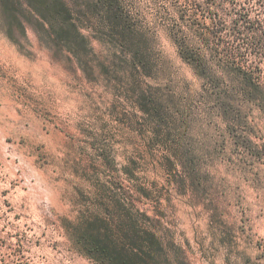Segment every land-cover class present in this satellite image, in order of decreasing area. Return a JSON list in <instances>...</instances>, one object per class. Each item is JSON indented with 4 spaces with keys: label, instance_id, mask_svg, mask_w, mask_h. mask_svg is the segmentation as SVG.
<instances>
[{
    "label": "rangeland",
    "instance_id": "1",
    "mask_svg": "<svg viewBox=\"0 0 264 264\" xmlns=\"http://www.w3.org/2000/svg\"><path fill=\"white\" fill-rule=\"evenodd\" d=\"M0 264H264V0H0Z\"/></svg>",
    "mask_w": 264,
    "mask_h": 264
}]
</instances>
